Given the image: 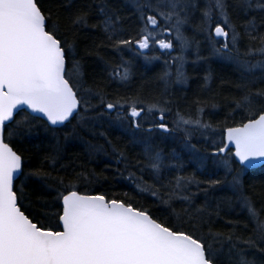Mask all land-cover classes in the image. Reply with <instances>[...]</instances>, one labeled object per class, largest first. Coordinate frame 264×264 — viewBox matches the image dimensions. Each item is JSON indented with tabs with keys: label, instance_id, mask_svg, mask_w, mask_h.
<instances>
[{
	"label": "snow or ice",
	"instance_id": "6c2138e0",
	"mask_svg": "<svg viewBox=\"0 0 264 264\" xmlns=\"http://www.w3.org/2000/svg\"><path fill=\"white\" fill-rule=\"evenodd\" d=\"M196 20L193 36H186L185 25ZM89 29L103 39L86 54H99L100 47L121 54L108 66V79L121 84L132 75L125 51L151 63L159 57L149 53L157 50L171 58L166 69L175 65V82L185 83V53L192 50L194 65L207 59L197 33L203 36L211 55L239 72L236 93L223 101L227 114L219 142L217 126L203 119L204 106L217 107L215 97L197 98L195 116L177 111L170 126L166 89L161 98L145 100L109 97L101 83L89 84L78 47ZM174 41L180 46L176 56ZM250 57L258 58L253 63ZM172 76L165 70L160 79L167 84ZM113 119L129 133L132 149H140L130 159L105 138L115 173L127 174L135 194L150 196L159 216L128 193L89 191L95 173L62 163L61 133L65 141L85 129L95 135ZM41 132L51 151L38 168L25 171L14 144ZM173 132L184 133L190 151L196 149L193 135L203 137L208 147L193 156L197 170L203 175L211 162L224 176L185 174L179 154L166 155L154 138ZM261 165L264 0H204L203 6L201 0H0V264H264V202L257 208L242 179ZM32 179L52 190L51 203L30 206L25 188ZM221 186L232 196L217 198L213 190ZM234 206L246 211V221L228 218ZM221 221L225 227L217 228Z\"/></svg>",
	"mask_w": 264,
	"mask_h": 264
},
{
	"label": "trees",
	"instance_id": "16d2710c",
	"mask_svg": "<svg viewBox=\"0 0 264 264\" xmlns=\"http://www.w3.org/2000/svg\"><path fill=\"white\" fill-rule=\"evenodd\" d=\"M204 0H201L203 6ZM199 15V13L197 14ZM199 23L198 20L194 21L189 25H185L184 33L188 37H192L196 31V26ZM103 35L99 30H86L85 33L81 34L78 41L79 53L83 57L82 63L88 83L91 84L93 81L104 85L106 93L109 97L119 96H136L140 95L145 100L159 99L161 94L167 90L166 98L170 101L171 111L167 112L165 122L170 126L173 123V119L177 111L182 114L191 113L195 116L196 109L199 107L195 103L197 98L207 100L210 97H215L217 107L213 108L210 105L204 106L203 119L207 122L217 126V134L215 139L217 142L221 139L220 131L224 127L223 121L227 114V109L224 106V99L230 97L236 93V82L239 78V72L236 67L227 65L221 60L212 56L208 45L204 41L203 36L197 33V39L200 42V51L203 56L207 59L202 61L200 64L194 65L191 63L194 58L192 50L185 53L188 63L185 64V73L187 80L185 83H176L173 67L166 69L165 60L171 59L160 55V52L153 51L149 53L150 56H158L159 59L152 60L151 63L145 62L143 57H137L132 52L125 51L122 55L124 59L131 61L132 75L130 80L126 84L114 82L108 79V66L113 61L120 59L119 53L115 52L110 47H100L99 54H86L85 49L91 48L93 44L99 45ZM176 45L173 56L180 54L179 42L174 41ZM247 41L242 39L240 46H242L241 53L245 51ZM220 58V57H218ZM254 57L251 59H256ZM165 70L173 73L172 78L166 84L164 80L160 79L161 75ZM206 76H210L209 80H205ZM19 119V117H17ZM105 120L108 118L105 117ZM228 124H233V121L229 120ZM96 134L93 135L91 131L87 129L80 131L78 137L69 138L67 141L63 140V133L61 136V143L64 145L63 160L62 163L71 165L78 170L83 167L88 172H94L97 182L92 183L89 186V191L100 194L108 195H120L128 193L132 197L133 201L142 205L146 208H150L157 216L160 215L159 210L152 203V198L147 194L137 195L132 191L133 184L125 176L116 175L115 169V156L106 144L105 138L111 140L113 144L124 148L130 159L140 152L139 148L135 150L128 143L129 133L124 130L120 122L115 121L104 123L98 126L95 130ZM103 132L104 135H99ZM160 137L164 138V143L160 145V149L167 155L175 151L181 159L184 161L185 174L196 173L200 179L206 178V175L213 172H218L221 177L224 176V170L217 169L215 165L208 162L202 175L197 170V165L193 160V156L196 154L204 155L205 149L208 147L207 142L204 138L198 134H194L190 143L196 146L195 150H189L185 147V138L183 132H173L171 134H159ZM44 134L41 132L39 136H33L28 141H19L14 144V150L22 154L25 164V171L29 169L38 168L47 154L51 151L49 147V141L42 143ZM49 140L51 138L49 137ZM55 143V141H51ZM89 145L95 146L96 149H100L103 146L106 150H93ZM123 169V165L120 166ZM239 167V166H238ZM231 179V177H228ZM244 189L247 194L257 202V208L260 207V203L264 202V166L254 169L247 170L242 176ZM19 187V181L17 182ZM83 190V189H82ZM29 200L31 201L30 206L36 208L41 203H51L54 193L49 188L43 186L41 180L32 179L28 186L25 188ZM214 195L217 198L225 197L229 198L232 196L231 190L227 186H221L213 190ZM200 200H203L201 195ZM27 203V202H26ZM39 210V209H37ZM228 218L233 220H239L241 222L246 221L247 213L239 207L234 206V211L229 213ZM225 227L223 222L217 224V228Z\"/></svg>",
	"mask_w": 264,
	"mask_h": 264
},
{
	"label": "rangeland",
	"instance_id": "374dc122",
	"mask_svg": "<svg viewBox=\"0 0 264 264\" xmlns=\"http://www.w3.org/2000/svg\"><path fill=\"white\" fill-rule=\"evenodd\" d=\"M216 57V56H215ZM218 57V56H217ZM219 60H221L222 62H224L225 64H227V65H232V66H234V67H236V65L235 64H233L232 62H230L229 60H227V59H223V58H218ZM252 62L253 63H255V59H252ZM257 71H259V70H257ZM155 139H156V143L159 145V147H160V145L161 144H163L164 143V138H162V137H160V135L159 134H157V136L156 137H154ZM218 140V139H217ZM216 140V141H217Z\"/></svg>",
	"mask_w": 264,
	"mask_h": 264
},
{
	"label": "bare ground",
	"instance_id": "6f19581e",
	"mask_svg": "<svg viewBox=\"0 0 264 264\" xmlns=\"http://www.w3.org/2000/svg\"><path fill=\"white\" fill-rule=\"evenodd\" d=\"M240 48L242 49V46H240ZM241 49H240V51H241ZM175 55H177V50H176ZM212 56H213V55H212ZM216 58L218 59L217 56H216ZM251 58H254V57H250V59H251ZM172 67H173V70H174V72H175V65H172ZM172 67H171V68H172Z\"/></svg>",
	"mask_w": 264,
	"mask_h": 264
},
{
	"label": "water",
	"instance_id": "95a60500",
	"mask_svg": "<svg viewBox=\"0 0 264 264\" xmlns=\"http://www.w3.org/2000/svg\"><path fill=\"white\" fill-rule=\"evenodd\" d=\"M263 165H261V166H257V167H255V168H251V169H248V170H254V169H257V168H260V167H262Z\"/></svg>",
	"mask_w": 264,
	"mask_h": 264
}]
</instances>
